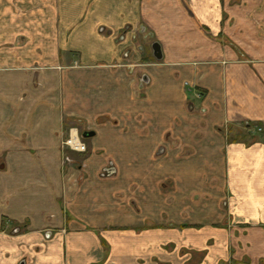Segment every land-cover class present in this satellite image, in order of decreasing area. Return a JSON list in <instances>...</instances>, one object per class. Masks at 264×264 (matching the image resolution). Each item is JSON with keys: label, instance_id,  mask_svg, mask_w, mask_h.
Listing matches in <instances>:
<instances>
[{"label": "crops", "instance_id": "crops-1", "mask_svg": "<svg viewBox=\"0 0 264 264\" xmlns=\"http://www.w3.org/2000/svg\"><path fill=\"white\" fill-rule=\"evenodd\" d=\"M230 224L264 262V0H0V264H218Z\"/></svg>", "mask_w": 264, "mask_h": 264}, {"label": "rangeland", "instance_id": "rangeland-1", "mask_svg": "<svg viewBox=\"0 0 264 264\" xmlns=\"http://www.w3.org/2000/svg\"><path fill=\"white\" fill-rule=\"evenodd\" d=\"M126 30L129 32V34L133 37H135L138 41L139 39V45H142L143 47V53L142 50L136 48V54H135V58H142V56L144 55V59L147 62H155L158 61L154 54H153V50H152V44L155 41H158L155 32L148 27V25H145V28L143 30V26H139V27H134L130 26V25H126ZM144 32H145V37H144ZM144 38V39H143ZM134 39H131V44L129 43V45L125 46V51L127 50L128 52L130 51V55H132L133 53L131 52V50L133 49V43L137 42ZM126 54V53H125ZM124 54V59L127 60V58H125ZM130 58H133V56H130ZM163 60V59H162ZM160 60V61H162ZM223 204V203H222ZM186 218V217H185ZM198 218H200L199 216H191L188 217L186 220L190 221V220H198ZM224 221L223 223L227 224V221L229 220V218L225 219V216H214L213 219H222ZM222 223V221H221ZM222 223V224H223ZM232 224V223H231ZM230 224V227H228V238L231 241L229 246L227 247V256L225 258V260L223 258H221V260L218 262V264H253L257 258L256 255H258L263 248L257 247V245L261 244L260 242L257 241L256 239V235L258 234L257 232H252L249 227L244 226L242 227V229L238 226L234 227ZM232 226V227H231ZM246 227V228H245ZM263 236H260L259 233V237L258 240H264V233H261ZM256 264H264V262L262 260H258V263Z\"/></svg>", "mask_w": 264, "mask_h": 264}, {"label": "built area", "instance_id": "built-area-1", "mask_svg": "<svg viewBox=\"0 0 264 264\" xmlns=\"http://www.w3.org/2000/svg\"><path fill=\"white\" fill-rule=\"evenodd\" d=\"M64 146L76 152H86L88 150L87 144L77 128L70 130L69 137L64 141Z\"/></svg>", "mask_w": 264, "mask_h": 264}, {"label": "water", "instance_id": "water-1", "mask_svg": "<svg viewBox=\"0 0 264 264\" xmlns=\"http://www.w3.org/2000/svg\"><path fill=\"white\" fill-rule=\"evenodd\" d=\"M143 30H144V28H143ZM152 50H153V54L157 60L160 61L163 59V49H162V45L159 41H155L152 44ZM147 80H148V78H147ZM95 134H96L95 131H85L82 133V137L83 138H90V137L95 136ZM114 171H115L114 168L108 169V173H112Z\"/></svg>", "mask_w": 264, "mask_h": 264}, {"label": "flooded vegetation", "instance_id": "flooded-vegetation-1", "mask_svg": "<svg viewBox=\"0 0 264 264\" xmlns=\"http://www.w3.org/2000/svg\"><path fill=\"white\" fill-rule=\"evenodd\" d=\"M144 37H145V32H144ZM144 39V38H143ZM134 40L135 41H137V39L134 37ZM139 40V39H138ZM139 48H140V50H142L143 49V47H142V45H139ZM143 51V50H142ZM126 56L127 57H129L130 56V53L128 52L127 54H126Z\"/></svg>", "mask_w": 264, "mask_h": 264}]
</instances>
